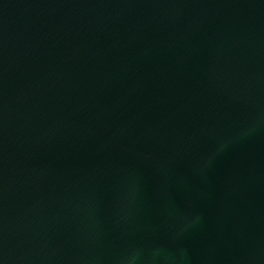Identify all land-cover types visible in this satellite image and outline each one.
Returning <instances> with one entry per match:
<instances>
[{
  "label": "water",
  "instance_id": "obj_1",
  "mask_svg": "<svg viewBox=\"0 0 264 264\" xmlns=\"http://www.w3.org/2000/svg\"><path fill=\"white\" fill-rule=\"evenodd\" d=\"M0 264H264V0H39L0 86Z\"/></svg>",
  "mask_w": 264,
  "mask_h": 264
}]
</instances>
